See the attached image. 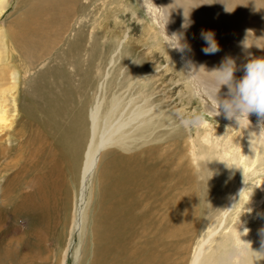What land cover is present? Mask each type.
<instances>
[{
	"label": "bare ground",
	"instance_id": "obj_1",
	"mask_svg": "<svg viewBox=\"0 0 264 264\" xmlns=\"http://www.w3.org/2000/svg\"><path fill=\"white\" fill-rule=\"evenodd\" d=\"M7 1L0 0V16L8 5ZM259 1L261 4L263 0H256V3L248 1L241 20L242 24L250 20L254 26L252 30L256 32L264 30V7L258 4ZM143 3L162 36L168 9L166 34L184 31L191 50L182 55L169 49V59L179 64L178 72L191 93L199 89L203 96L211 99L207 94L211 73L206 71L219 67L225 57L235 61L237 70L234 76L237 78L242 75V65L249 58V53L253 57H264V52L256 48L264 49V46L257 42L255 47L253 42L243 39L240 22L234 23L233 18L229 21L231 16L222 3L216 2L212 10L208 9V15L189 14L192 23L187 30L180 28L183 14L187 15L178 7L183 6L181 0H143ZM88 6L89 3L81 0H28L26 10L18 11L14 7L18 14L7 34L10 56H15L20 63L16 66L17 75L9 73L14 81L7 88L2 87L3 76L0 78V264H6L10 259L17 260L20 249L28 242L37 241L42 245L51 225L68 214V234L72 236L75 229L78 235L79 246L74 244L71 250L76 259L82 255L84 236L88 233L86 252L90 258L87 264H164L161 243L165 236H175L173 232L164 235L157 222L162 214L161 201L167 200L163 189L170 186L166 184L169 181L166 178L173 171H166L169 173L166 175L163 168H175L174 164L172 166L173 157L151 155L149 150L139 148L137 150L140 151L133 150L125 155L111 149H136L151 139L156 128L170 125L167 113L152 103L155 99L144 94L143 86L139 91L132 88L134 79L143 78L149 70L137 69L134 76L128 78L129 82L111 89L105 97L109 76V71H106L102 81L97 83L92 99L83 98L85 90L93 85L95 40L100 36L99 32L88 30L89 21L81 18ZM161 12L165 15L162 16ZM201 30L214 33L219 51L214 54L202 51L205 41ZM62 42L65 47L56 51ZM1 43L0 64L4 62L3 66L8 71ZM83 51L88 55L85 59L81 57ZM112 61L109 58V63ZM187 61H191V66ZM68 65L72 68L69 69ZM37 66L36 75H31L30 71ZM20 81L25 86L20 87ZM226 91L222 86L218 95L223 96ZM249 121L247 128H238L240 137L231 153L225 145L217 150L218 164L229 158L230 172L236 170L240 174L241 168L244 179L250 177L247 173L251 170L252 177L259 176L264 170L257 172L255 169L260 160H264V139H261L264 137V120L250 114ZM242 136L246 138L245 144ZM204 141L209 142L205 138ZM110 150L114 151L112 155ZM108 154L110 156L104 160ZM201 156H204L202 148ZM258 181L254 187L251 180L247 192H244L243 180L237 183L228 194L217 223L212 220L196 242L188 264H240V260L246 264L247 247L261 238L260 230L264 228V178H258ZM177 189L175 192L180 190ZM242 195L246 196L249 208L253 210V216L247 219L252 226L243 225L236 217L234 225L221 230L226 227L228 211L236 201L240 202ZM189 203L187 205L191 206ZM176 205L173 206L178 211ZM182 205L185 207L180 203ZM167 208L165 210H171ZM25 225L26 231L23 230ZM171 226L172 229L176 227L175 221ZM174 231L178 232L177 228ZM67 248L69 246L62 247L59 264L65 262ZM28 253L25 248L20 256L26 257Z\"/></svg>",
	"mask_w": 264,
	"mask_h": 264
},
{
	"label": "rangeland",
	"instance_id": "obj_2",
	"mask_svg": "<svg viewBox=\"0 0 264 264\" xmlns=\"http://www.w3.org/2000/svg\"><path fill=\"white\" fill-rule=\"evenodd\" d=\"M17 1L18 0H8V5L4 7V12L0 16V42H2L1 45L4 50L5 63L8 68V71L4 68V62L0 64V70L2 69L0 78L3 76L2 80H0L3 82V88H7L14 81V78H11L9 73H12L13 76L17 75L16 66L20 63L19 60L17 61V59L14 58V54H16L14 51V57L10 56V38L7 34V32H10L9 29H12L13 19L17 16L18 11L26 10L28 5V0H23L22 3H17ZM81 1L89 3V6L84 9V13L81 15V18L84 21H89L88 30L100 33L99 38L95 40V43H97L95 53L96 59L93 65V73L91 74L93 85L91 86L92 88L90 87L85 90L83 98L92 99L94 93L96 92V85L102 81L106 71H109V76L107 77L108 85L105 91L106 94L104 93L105 97L111 89L117 88L118 86L123 85V83L125 85L126 82H129L130 80L128 78L133 77L137 69L143 68L149 71L147 72V75L143 76V78L139 80L134 79L135 83L132 85L133 90L139 91L140 86H143L144 94H147L152 99H155L152 103L156 104L157 107H159L158 109L166 112L169 117L167 122H169L168 124L170 125L156 128L151 134V139L141 145L138 143L139 145L136 149H128L127 151L120 150L116 147H111V149H114V151L123 155L132 153L133 150H149L151 155L165 154L170 158L173 157L174 160L172 166L174 164L175 168H163L165 173L166 171L171 172L172 170L174 172L172 171L173 176L166 173V175H168L166 181L169 180L166 184L170 185L168 187L171 189H167L168 187L163 189V193L166 194L165 196L167 197V200L161 201V204L163 203L165 205H161V208H163L160 209V213L162 214H160V218L158 216L159 220L157 222L159 227H162L164 235L171 234L173 232L175 236L164 237V240L161 243V249L163 247V252L161 253L164 255H161V258H163L164 264H188L196 242L200 239V236L202 237V234L206 230L208 224L212 220L214 224L217 223L220 211L224 208V203L228 194L235 188L237 183L242 180L244 181V192H247L248 184L251 180H253L252 185L256 187L259 183L258 178H264V170L259 173V176L255 177H252L251 170L247 173L250 177L244 179V174L242 173L243 170L241 168L240 174L239 171L236 170L233 173L230 172V169H228V165L230 163L229 158H226L225 163L218 164L217 154L218 151H220L219 148L225 145L228 148V152H232V147L240 137L238 136L239 127H236L234 122L225 119L222 114L214 116L213 112L208 110L209 98L203 96L199 92L201 90L198 89L194 93H191L188 85L182 77V74L178 72V69H180L179 64L169 59L168 48H166L167 53L162 48L163 36L161 32L158 31L157 26L150 17V14L147 12V9L139 6L140 3L138 0ZM248 1L224 0L225 7L229 10L227 11V14L231 16L229 17V21L230 19L232 21L233 18V21H236L234 23L240 22V34L243 36V39L245 38V41L247 40L249 42H253L255 47L258 44L257 42L264 46V30L259 29L258 32L253 31L252 29H254V26L249 23L250 20L248 23L245 22V26V23L243 22L242 24L241 22L244 17L242 12L247 9ZM255 1L256 0H254V3H256ZM181 2L183 3V13L188 14L189 10L194 7L190 10L189 14L201 16L208 15L216 3L214 0H181ZM258 4H260V1ZM260 5L264 7V0ZM14 7H17L16 10L18 11H14ZM209 8L211 9L208 10ZM214 19L216 18H211V20ZM217 22H220L219 19H217ZM74 24L76 25V23ZM85 44H88V42L86 41ZM57 47L58 49L56 51H60L61 48L65 47V43L62 42ZM256 48L261 52H264L263 48ZM87 56V53L84 51L81 53V57L83 59ZM109 58L113 60L112 63H109ZM52 63L53 62H46V64L50 65ZM68 68L71 69V65H68ZM38 69V66L35 67L30 71V74H33L34 76ZM8 76L9 78L7 79ZM18 85L20 87L25 86L22 81H20ZM225 93L226 92H224V94ZM204 138L208 139L209 142L206 143ZM242 139H244L243 136ZM261 139L263 140L264 137ZM245 141L246 138L244 139V144L246 143ZM209 143L211 144L210 146ZM213 145H216V148ZM137 148L140 150H137ZM201 148L203 149L204 156H201ZM212 148L213 150H211ZM114 151L111 152L110 150L109 152L112 155ZM109 156L110 154H108L107 157H104V160ZM258 167L260 168L258 169ZM255 169H257V172L264 169L263 159L260 160V164ZM182 173L183 175H181ZM180 180L182 181L180 182ZM173 181L175 182L172 183ZM195 182H197V184ZM177 188L181 191H178ZM189 188L192 189L188 190ZM204 188L207 193H205ZM175 189H177L176 191L178 192H175ZM192 191H195V193H192ZM200 192H204L205 195L204 193L201 195ZM182 194L185 196L187 195L186 198ZM260 194L261 193H259L258 196ZM244 195L240 197V202L236 201L234 207L228 211L227 216L225 217L226 227L221 230L227 229L229 225H234L233 220L236 217L240 218V222L243 225L245 224L249 227L252 226V224L248 223L247 219H250V217L253 216L251 215L253 210H250V202ZM175 201L179 207L176 205ZM189 202L193 204V208ZM196 202L199 207L196 205ZM180 203L184 204L185 207L182 205L183 209L180 206ZM188 203L191 206H188ZM173 205H176L177 208L181 210L177 211L175 209L176 207ZM167 207L171 209L169 210L170 212L165 210ZM186 210L188 212H183ZM192 210L194 211V214L192 213ZM68 215L60 217L57 219V224L53 223L51 225L46 235V242L42 243V245L37 243V241L36 243L28 242V244H24L20 249L21 251L18 254L19 256L17 257V260L10 259V261L6 264H59L61 255L60 252L64 246H69V248H67L65 252L66 259L63 264H87L90 258H88L86 252V247L88 245V233L85 234L87 236H84V242L82 244L84 247L81 248L82 251L80 250L82 255L80 256L79 253L80 257L76 259L71 250L79 243L78 235H76L77 233L75 229L72 232V236L68 234L70 225V217ZM262 215L264 216V207L262 208ZM186 216H188L189 219H192L189 220ZM185 217L186 219H184ZM196 219L198 220L195 221ZM173 221H175L176 226L174 229H172L171 226ZM186 221H188V225L186 224ZM18 222H20V218H18ZM178 223L181 226H179ZM198 223H201L200 228ZM189 225L192 227L190 226V228ZM26 227L27 226L25 225L23 229L24 231L28 230ZM181 227L183 230H180ZM187 227H189V229ZM176 228L179 233H175L174 230H176ZM186 231L188 233H186ZM178 239L181 240L179 241ZM164 246L169 247V249L165 250L166 247ZM25 248L27 252H29V255L21 257L20 255L23 251H25ZM247 249L248 255L245 258L246 264H264V248L261 246V238L257 241H253ZM170 250H172V252H170ZM166 255L169 258H167ZM240 264L244 263L240 260Z\"/></svg>",
	"mask_w": 264,
	"mask_h": 264
},
{
	"label": "clouds",
	"instance_id": "obj_3",
	"mask_svg": "<svg viewBox=\"0 0 264 264\" xmlns=\"http://www.w3.org/2000/svg\"><path fill=\"white\" fill-rule=\"evenodd\" d=\"M214 2L222 3L225 6L224 0H214ZM139 6L144 7L143 0H141ZM178 7L183 10L182 6ZM157 8L162 10L164 7ZM190 10L187 15L183 14L180 26L182 30H187L192 23L189 18ZM225 10L229 11L226 7ZM168 14L169 9L166 13V18L163 20L164 39L162 40V48L165 52L166 48H168L174 49L183 55L185 52L191 50L190 46L184 38V31L172 32L170 35L166 34L165 24L168 21ZM161 15L164 16L165 14L161 12ZM201 36L205 41V44L202 46V51L205 54H214L220 50L214 33L211 30H201ZM248 56L249 58L242 65L243 72L239 78L234 76L237 65L231 57H225L219 67L206 71L211 73V84L207 92L208 96L211 97L208 102V110L213 112L214 116L222 114L225 119L234 122L236 127L241 129L249 126L250 114H255L260 120H264V57H253L251 53ZM187 63L191 66V61H187ZM222 86L227 91L223 96H220L218 92ZM260 232L261 246L264 248V228Z\"/></svg>",
	"mask_w": 264,
	"mask_h": 264
}]
</instances>
